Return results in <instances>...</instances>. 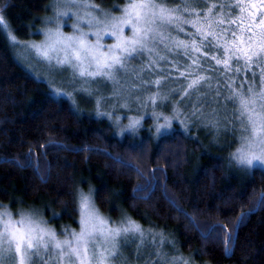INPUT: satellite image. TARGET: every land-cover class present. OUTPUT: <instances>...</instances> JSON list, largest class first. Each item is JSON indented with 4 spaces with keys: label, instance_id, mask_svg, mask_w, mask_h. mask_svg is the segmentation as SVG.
I'll return each mask as SVG.
<instances>
[{
    "label": "trees",
    "instance_id": "16d2710c",
    "mask_svg": "<svg viewBox=\"0 0 264 264\" xmlns=\"http://www.w3.org/2000/svg\"><path fill=\"white\" fill-rule=\"evenodd\" d=\"M47 3L0 0V203L14 213L33 210L62 232L77 227L81 184L93 189L102 213L168 234L173 248L199 264H264V170L240 173L227 165L229 149L179 129L119 138L105 118L52 96L15 61L6 27L19 39L38 37ZM201 63L216 78L211 61ZM238 219L226 245L227 231L212 229L232 231Z\"/></svg>",
    "mask_w": 264,
    "mask_h": 264
},
{
    "label": "snow or ice",
    "instance_id": "6c2138e0",
    "mask_svg": "<svg viewBox=\"0 0 264 264\" xmlns=\"http://www.w3.org/2000/svg\"><path fill=\"white\" fill-rule=\"evenodd\" d=\"M56 3L65 10L57 12L56 26L47 30L45 41L31 46L38 57L54 69H70L73 84L112 82L114 98L139 104L137 111L151 108L147 114L155 116L157 121L162 114L155 109L164 107L165 100L171 103L175 94L180 95L177 105L190 107L186 121L219 129L225 122L220 111L213 108L205 113L203 109L212 103L219 104L226 90L224 107L228 103L233 105V120L240 126L239 146L230 153L231 159L241 166L264 167V0H125L123 8L114 6L121 12L119 16L105 12L93 0H56ZM73 8L76 24L71 25L73 33L65 35L60 20L68 17ZM82 23L97 29L91 33L97 37L95 43L88 40L89 33L80 27ZM188 25L194 31H186ZM4 26V18L0 16V27ZM125 27L130 29V36L123 34ZM104 30H109L105 34L114 36L116 43L110 46L100 43ZM181 33L186 39L179 38ZM161 46L165 53L175 52L177 56L187 57L190 63L169 61L167 55H161ZM210 51L219 55L209 57ZM145 54L146 63L141 60L140 67L130 66V61ZM202 60L215 62L212 65L217 71L215 88L211 83L213 77L199 75L209 70L202 66ZM161 62L174 64L179 77L188 82L180 89L162 93V86L174 78L173 69L161 68ZM121 74L133 81L129 87L121 84ZM152 75L161 78L153 80ZM153 85L156 92L144 97L142 94ZM138 92L140 96L135 95ZM213 92L215 95L210 100ZM104 99L101 96L97 104ZM180 114L177 107L173 108L172 118L163 116L165 123L158 124L157 133L170 127L172 119H179ZM139 124V119L132 118L128 127L134 129ZM78 196L80 230L65 231L63 239L35 211L14 214L7 205L0 204V264H131L121 248L137 236L143 242L145 233L140 225L126 217L118 224L110 223L96 209L91 191L85 194L78 190ZM239 223L238 219L232 231L226 225L214 226L212 230L225 229L227 245ZM153 242L162 246L166 238L161 235ZM151 255L156 257L154 264H189L183 257L169 258L162 251Z\"/></svg>",
    "mask_w": 264,
    "mask_h": 264
},
{
    "label": "rangeland",
    "instance_id": "374dc122",
    "mask_svg": "<svg viewBox=\"0 0 264 264\" xmlns=\"http://www.w3.org/2000/svg\"><path fill=\"white\" fill-rule=\"evenodd\" d=\"M97 5L105 12H110L112 15L119 16L121 15V12L114 6L118 5L120 8H123L125 5V0H122L121 3L120 2L118 3L115 0L114 2H112L110 6H104L101 4H97ZM64 10L65 8L59 6L56 3V0H48V3L45 8V12L43 15H41L40 24H38L36 29V31L38 32V37L36 38L19 39L13 35L9 27H6L7 39L9 41V44L11 45L13 57L15 61L20 66H22L26 71H28L31 75H33L36 79L43 81L47 85L52 96L66 98L70 102L72 107L75 110H78V112L84 110L90 111L92 112L93 115L97 117L105 118L110 123L113 133L119 138H121L124 135H127L130 138L137 139L139 137V131L141 129H145L149 133V135L152 136L153 138H156L158 137V135L163 133H169L173 129H179L189 139H193L196 142H198V139L196 138L200 139L204 136L206 137L208 136L209 137L208 142L210 144L212 143L220 148L229 149L230 151L228 150L227 152L228 157L226 158L227 165H230L233 168L237 169L240 173L249 172L252 168H260L264 170V167H261L258 164H256L253 167L241 166L231 159L230 153L235 152L236 148L239 146L238 137L240 135V126L237 121L233 120V105L231 103H228L226 108L224 107L225 105L224 96L223 97L222 95L220 96L219 104L212 103L209 107H205L203 109L205 113L210 112L213 108H217L220 111V116L222 119H224L225 122L221 124L219 129L205 126L204 123L197 122L194 120L186 121L185 114L188 111H190V107L186 109L183 105H177V101L180 99V95H175V94L172 95L171 103H169L168 100H165L164 107H157L155 109L157 113L162 114L161 119L157 121L155 119V116L147 114L148 112H151V108L149 109L140 108V110L137 111V109L139 108V104L134 103L132 101H127L125 99L114 98L112 95V89H113L112 82L108 81L106 83H93L91 85H88V84H84L82 81H77L75 84H73L72 74L70 69L65 71L54 69L53 66L50 65L47 61L43 60L41 57H38L36 55L35 49L31 46L42 44L45 41L46 39L45 33L47 32V30L49 28H54L56 26L54 20L57 12ZM74 12H76L75 8L71 10L68 17H63L60 20V23L62 25L61 30L64 32L65 35H71L73 33V28L71 27V25L76 24V17L72 15V13ZM94 14L100 15L99 13H94ZM80 27L83 29V31L89 33L88 40L92 43H95L97 37L92 35L91 33L97 31V29L89 28L86 23H82ZM185 27H186V31H194V29H192L190 25ZM107 31L109 30L101 31L102 38L100 40V43L106 46H110L116 43V39L114 36L106 35L105 32ZM123 34L125 36H130L131 35L130 29L125 27ZM173 35H176L175 32H173ZM12 37H15V40H13ZM179 38L186 39L183 33L180 34ZM161 55H167L169 61H177L178 63H186V62L190 63L187 57H183L182 55L177 56L175 52L171 54L165 53L162 50V46H161ZM207 55L210 57L215 54L209 52L207 53ZM141 60H144L145 63L147 62L146 54L145 57L130 61V66L140 67ZM214 63H215L214 61H211L210 64L214 65ZM160 67L172 68L173 70L171 72V75L174 78L167 81V83H165L162 86L161 88L162 93H167L169 92L170 89L173 88L180 89L182 85H185L188 82L184 78L179 77V73L175 71L174 64H165L164 62H161ZM185 70H186L185 68H180V71H185ZM193 71L196 70L193 69ZM199 75L207 76L208 74H206L205 71H201L199 72ZM121 76L123 77L121 79V84H123L125 88L129 87L133 81H131L129 77L123 76V74H121ZM158 78L161 77L157 75L151 76V79L153 80ZM125 81H129V82L125 83ZM211 83L213 84V87L216 85L215 77H213ZM221 84L223 86V82H221ZM81 89H85V90H81ZM88 90H91L94 93V95H89ZM156 90H157L156 86L153 85L149 92H145L142 95L144 97H147L148 95L155 93ZM223 92L226 95L228 94L226 90H224ZM59 93H66V94L61 95ZM182 94L183 93L181 92V95ZM125 95H127V93H125ZM135 95L140 96L141 93L138 92ZM214 95L215 92L212 93L209 99L211 100L212 96ZM101 96L105 97L106 99L101 101V103L98 105L97 100L100 99ZM126 103L129 105L128 107L123 106ZM177 107L179 108V111L181 113L179 119L173 118L170 127L162 128L161 131L157 133L156 128L158 124L163 125L165 123L162 117L168 116L172 118L173 108H177ZM100 113H108L109 115H100ZM132 118H136L140 120V124L134 129L128 127ZM78 190L83 191V193L85 194H89L91 191L92 200L94 202L96 209H98L93 198V189L92 188L90 189L88 187L84 189L81 187V184L76 185L77 206L79 201ZM19 211L32 212L33 210H19ZM98 211L100 212L101 215L109 218L110 223L114 222L118 224L122 218L126 217L127 219H130L139 225L138 222L134 221L128 216L121 215L117 219H112L107 214L105 215L104 213H102L100 209H98ZM38 215L40 216V214ZM79 220H80V212L78 207L76 228H71V227L66 229L63 228L64 230L61 232V230H56L51 225L48 226L56 231L58 238L63 239L64 238L63 233L65 231L74 230L78 232L80 230ZM140 227L145 233L143 242L141 241V238L137 236L134 241H130L127 244V246L121 248L124 257H127L130 260L131 264H146V262L147 264H154V261L151 260H153L154 258L156 259V257L152 255L153 259L152 257L149 258L150 254L153 253L154 251H162L163 253H166L169 258L183 257L189 262V264H199L197 263L196 260L190 259L189 255L184 256L181 253H179V251L176 248H173L172 238L168 234L153 228H148L143 226ZM161 235L166 238V243H164L162 246H158L153 241L154 240L158 241ZM200 264H210V263L202 262Z\"/></svg>",
    "mask_w": 264,
    "mask_h": 264
}]
</instances>
